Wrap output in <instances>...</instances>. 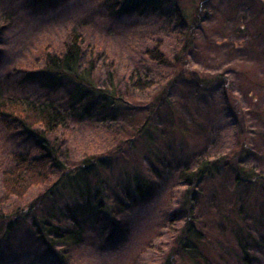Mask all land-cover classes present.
I'll return each instance as SVG.
<instances>
[{"label": "rangeland", "instance_id": "rangeland-1", "mask_svg": "<svg viewBox=\"0 0 264 264\" xmlns=\"http://www.w3.org/2000/svg\"><path fill=\"white\" fill-rule=\"evenodd\" d=\"M105 1L61 0L45 13L21 7L2 41L0 75L38 61L46 46L59 49L66 33L75 28L82 37L83 60L95 62L98 86L110 88V77L118 95L126 100L128 111L116 123L67 125L58 141L68 161L73 163L84 155H107L118 148L120 140L131 137L137 124L151 112L150 102L179 70L178 65L155 69L153 89L134 92L128 85L130 73L136 72L137 77L143 78L146 68H151L145 63L144 50L161 41L162 53L172 60L180 42L176 33H171V28L168 32L165 24L153 15L116 19L105 10ZM177 4L188 20L189 0H177ZM207 7V20L192 39L190 67L205 78L219 74L228 78L245 118L247 153L242 158V168L245 173L264 178V0H209ZM156 115L149 121L152 145L143 138L136 139L132 142L134 154H126L124 150L121 161L130 170L138 163L146 165L150 154L165 158L151 197L121 216L122 231L113 242L103 243L101 238L97 239L96 230L91 229L90 238L74 257L73 264H163L171 258L175 264H264V193L255 204L242 205V216L245 215V224L250 228L249 236L238 233L248 243L246 263L233 236L237 230L226 224L234 212L232 198L236 194L243 197L244 186L234 187L228 170H222L218 178L208 179L196 200L199 214L194 213L200 223L202 257L188 260L171 251L184 222L173 217L180 212L178 198L182 199L185 192V187L176 181L177 171L182 166L193 168L202 158L214 160L227 152H237L241 138L234 133L233 116L220 89L201 95L188 83L178 82ZM28 147L29 142L21 135L8 133L0 125V172L10 168L14 154L28 152ZM118 168L121 167L111 162L105 171L114 185ZM40 191L41 188L31 190L21 203H28ZM15 202L10 201L9 207ZM255 218L257 225L250 226ZM35 249L32 238L22 228L3 249L0 264H32L29 260L37 252ZM38 262L35 264H43Z\"/></svg>", "mask_w": 264, "mask_h": 264}, {"label": "trees", "instance_id": "trees-1", "mask_svg": "<svg viewBox=\"0 0 264 264\" xmlns=\"http://www.w3.org/2000/svg\"><path fill=\"white\" fill-rule=\"evenodd\" d=\"M59 1L0 0V60L4 48L2 41L20 8L28 7L34 13H45ZM208 2L189 0L190 18L187 20L177 0L105 1V10L116 19L145 13L153 15L165 24L168 32L171 28V33H176L180 42L172 60L162 53L161 41L144 50L145 63L150 64L151 68H146L143 78L137 77L136 72L130 73L128 85L134 92L153 89L156 84L153 79L155 69H169L178 65L179 70L172 74L167 85L150 102L151 112L137 124L131 137L120 140L118 148L107 155H84L74 163L69 162L58 141L64 136L68 124H112L128 111L126 100L118 95L110 77V88L98 86L94 77L95 62L83 60L82 37L75 28L66 33L59 49L46 46L41 60L0 75V125L6 132H16L29 142V151L14 154L10 168L0 172V254L22 228L28 232L37 248V254L33 253L29 260L32 264L36 261L43 264H73L74 257L90 238L91 229L96 230L97 239L101 238L103 243L113 242L122 231L119 227L121 216L151 197L156 186L155 179L165 162L164 157L150 154L145 160L146 165L138 163L129 170L122 165V152L125 150L126 154H134L132 142L138 138L151 144L153 134L149 131V121L158 116L156 114L170 90L178 82H183L201 95L221 90L222 99L233 116L234 133L240 136L241 142L235 153L227 152L214 160L202 158L193 168L182 166L177 171L176 181L185 187V192L184 199L181 196L178 198L180 212L173 217L179 221L184 219V222L171 251L176 253V257L182 256L188 260L202 257L200 223L195 214L198 210L196 200L208 179L218 178L222 170H228L233 186L241 184L244 188L243 197L241 194L233 196L234 212L226 224L237 230L233 236L243 262L248 263L245 250L248 243L240 239V234L249 236L250 228L245 224V215L242 216V205L255 204L257 197L263 195L264 178L245 173L242 168V158L247 153L245 118L237 106L230 81L224 74L205 78L190 67L188 56L193 46L192 39L207 20ZM125 143L127 145L121 148ZM111 162L121 167L118 168L115 185L108 181L105 174ZM40 188L36 197L28 203H21L31 190ZM12 200L21 205L15 202L9 207L8 203ZM252 221L250 226L257 225L256 218ZM172 252L169 256H172ZM174 261L173 258L167 259L163 264H175Z\"/></svg>", "mask_w": 264, "mask_h": 264}]
</instances>
